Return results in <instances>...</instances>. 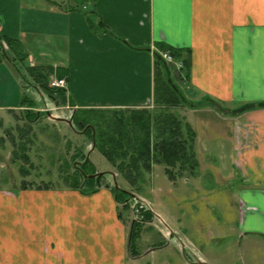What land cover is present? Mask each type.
Masks as SVG:
<instances>
[{
    "label": "crops",
    "instance_id": "obj_1",
    "mask_svg": "<svg viewBox=\"0 0 264 264\" xmlns=\"http://www.w3.org/2000/svg\"><path fill=\"white\" fill-rule=\"evenodd\" d=\"M0 33L19 41L28 66L64 70L71 113L153 107L158 43L187 49L186 96L196 104L180 115L195 131L198 178L208 185L200 192H215L214 230L204 226L198 238L235 251L240 264H264V0H0ZM18 60L10 51L0 62V121L40 111L23 102ZM20 184L0 187V264L134 260L109 187ZM224 218L232 235L218 227Z\"/></svg>",
    "mask_w": 264,
    "mask_h": 264
},
{
    "label": "rangeland",
    "instance_id": "obj_2",
    "mask_svg": "<svg viewBox=\"0 0 264 264\" xmlns=\"http://www.w3.org/2000/svg\"><path fill=\"white\" fill-rule=\"evenodd\" d=\"M3 45L7 50L5 42ZM160 51L163 50H157L155 60ZM21 62L20 60L17 64L24 70L28 66L27 61ZM172 68L174 67L169 69L171 81L186 99L184 106L172 108L180 115L196 103L186 96L188 77L185 72L181 74L178 69ZM25 75L21 90L24 89L28 99L38 103L40 111L36 112L32 108L17 109L7 112L6 117L1 118L0 187L11 188L20 183H35L54 189L68 187L66 176H72L71 174L75 173L74 167L80 166L83 158L87 157L95 173L104 172L101 183L117 185L130 193L124 203L118 202L119 216L125 220L127 228L131 230L133 222L138 225L134 246L130 247L128 252V257H133L134 260L128 258L126 264H240V258L237 260L235 251L230 252L223 245L217 246L215 240L202 245L198 238L204 226L211 230L215 227L212 217L214 214L211 212V215L207 210V206L214 200L215 192H200L206 190L204 187L200 190L201 184L207 183L206 180L201 181L198 178L200 167L198 175L187 178L189 181L186 182L185 178L171 181L164 172L163 165L154 164L149 170H143V176L134 184L129 183L98 149L92 148L90 138L83 130L75 127L73 123L55 122L60 118L71 120L69 105L58 103L56 106L49 103L46 106L48 95L36 89L35 80L28 72H25ZM50 76L52 75H48V80ZM58 101L61 102L59 99ZM28 111H32L31 116L28 114L30 117L27 116ZM34 113L41 114L34 117ZM20 143H24V149L18 145ZM23 150L28 159L22 158ZM206 166V163L202 165V173L210 168ZM203 178L206 177L203 175ZM148 211L152 213L150 218L146 217ZM153 213L160 216H153ZM199 213L201 216H198ZM221 221L218 227H228L227 234L232 235L229 233L231 219L224 218ZM208 229L207 235L211 234ZM204 256L210 258L208 263L202 262ZM226 259L230 261L227 263Z\"/></svg>",
    "mask_w": 264,
    "mask_h": 264
},
{
    "label": "trees",
    "instance_id": "obj_3",
    "mask_svg": "<svg viewBox=\"0 0 264 264\" xmlns=\"http://www.w3.org/2000/svg\"><path fill=\"white\" fill-rule=\"evenodd\" d=\"M15 53L20 60L26 58L17 39L0 33V62L8 58L7 50ZM159 50L169 51L172 56L182 62L181 74L188 77V50L158 43ZM153 78V107L149 108H76L71 115V123L83 130L90 138L94 148L116 168L122 177L134 184L143 176V170H149L154 164L163 165L164 172L171 181L178 178L195 177L199 173V162L195 151V131L185 119L175 113L172 108L184 105L185 96L171 81L169 69L171 66L156 57ZM27 72L35 80L36 86L44 91L55 102L73 101L66 95L64 88H54L48 85V75L52 72L50 66H28ZM63 69H58L57 75L62 78ZM25 80V78H24ZM27 81V80H26ZM61 100V102L58 101ZM23 102L34 105L31 99L24 97ZM32 111L27 112V116ZM34 117L37 114L34 113ZM28 116V117H30ZM27 118V117H26ZM28 119V118H27ZM11 138L15 139L14 136ZM25 148L24 143L18 144ZM23 159H28L25 150ZM80 166L74 167L72 176H66L68 188L81 192H94L100 187H109L116 202L124 203L130 194L128 191L101 183V176L89 177L95 173L89 160H84ZM22 167L21 170H23ZM143 178L141 179V181ZM152 213L146 212L150 218ZM138 225H131L128 248L134 246L138 234ZM131 253V252H130Z\"/></svg>",
    "mask_w": 264,
    "mask_h": 264
},
{
    "label": "built area",
    "instance_id": "obj_4",
    "mask_svg": "<svg viewBox=\"0 0 264 264\" xmlns=\"http://www.w3.org/2000/svg\"><path fill=\"white\" fill-rule=\"evenodd\" d=\"M158 56L168 63L170 66H173L174 69H180L182 67V62L176 60L169 51H160ZM48 85L54 88H64L66 87V82L64 78H59L56 76H50L48 80Z\"/></svg>",
    "mask_w": 264,
    "mask_h": 264
},
{
    "label": "water",
    "instance_id": "obj_5",
    "mask_svg": "<svg viewBox=\"0 0 264 264\" xmlns=\"http://www.w3.org/2000/svg\"><path fill=\"white\" fill-rule=\"evenodd\" d=\"M52 118H57V117H53V116H52ZM58 118H59V117H58ZM58 118H57V119H58ZM60 119H62V118H60ZM67 122L71 124V120H67ZM92 148H93V147H92ZM85 160H87V157L85 158ZM102 173H103V172H96V173H92V174H89V175H86V176H89V177L101 176ZM114 183L116 184L115 180H114ZM116 187H118V186L116 185Z\"/></svg>",
    "mask_w": 264,
    "mask_h": 264
},
{
    "label": "flooded vegetation",
    "instance_id": "obj_6",
    "mask_svg": "<svg viewBox=\"0 0 264 264\" xmlns=\"http://www.w3.org/2000/svg\"><path fill=\"white\" fill-rule=\"evenodd\" d=\"M153 216H154V213H153Z\"/></svg>",
    "mask_w": 264,
    "mask_h": 264
}]
</instances>
